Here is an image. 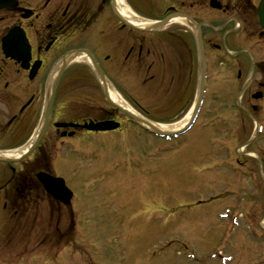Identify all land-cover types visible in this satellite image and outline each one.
Instances as JSON below:
<instances>
[{"label": "flooded vegetation", "instance_id": "flooded-vegetation-1", "mask_svg": "<svg viewBox=\"0 0 264 264\" xmlns=\"http://www.w3.org/2000/svg\"><path fill=\"white\" fill-rule=\"evenodd\" d=\"M259 3L17 0L14 12H0L1 218L7 215L17 221L25 214L40 213V202L49 211L64 210L70 216L88 178L79 165L96 161L103 150L98 133L86 130L88 123L117 121L121 135H130L128 128H122V119L130 120L108 104L87 56L79 62L71 59L75 51L91 57L110 92L133 108L142 98L155 102L154 114L167 118L185 117L198 101L201 55L206 77L200 113L206 108V115L226 119L219 112L232 104L237 113L246 114L248 107L251 114H258L264 109ZM168 17L179 20L156 31H141L132 23ZM13 29L24 39L15 40L12 57H5L2 41ZM215 67H223V75L213 80L209 72ZM233 69L235 74L227 77ZM219 91L222 94L216 96ZM148 113L143 109L144 116ZM114 140L109 143L112 147L119 144ZM41 173L63 179L72 192L70 206L45 192L38 178ZM91 178L96 185L102 180Z\"/></svg>", "mask_w": 264, "mask_h": 264}, {"label": "rangeland", "instance_id": "rangeland-1", "mask_svg": "<svg viewBox=\"0 0 264 264\" xmlns=\"http://www.w3.org/2000/svg\"><path fill=\"white\" fill-rule=\"evenodd\" d=\"M220 68L209 78L222 76ZM234 74L230 70L227 77ZM147 102L142 98L134 110L172 126L168 131L183 127L190 114L158 117L156 103ZM221 110L226 119L206 115L205 108L192 132L173 139L164 152L157 151L164 147L161 140L139 135L124 118L122 128L135 134L98 133L107 150L102 146L96 161L79 165L88 173L85 199L72 204L70 216L49 211L42 202L43 211L18 222L0 216V264H264L262 233H250L249 227L264 221V184L259 177L249 180L250 173L264 177V136L255 134L264 109L254 115L248 107L246 114L237 113L232 104ZM113 138L129 148L147 142L140 150L147 164L140 155L133 158L136 151H119L126 146L112 149ZM130 159L137 160L131 167ZM94 176L102 179L96 189L89 184Z\"/></svg>", "mask_w": 264, "mask_h": 264}, {"label": "water", "instance_id": "water-1", "mask_svg": "<svg viewBox=\"0 0 264 264\" xmlns=\"http://www.w3.org/2000/svg\"><path fill=\"white\" fill-rule=\"evenodd\" d=\"M12 2V0H7V2ZM5 7H8L6 6V4L4 3L3 0H0V8H5ZM258 14H259V19L262 23V26L264 27V0H262L261 4H260V7L258 9ZM164 23V22H162ZM162 24H157L155 27H151V29H148V30H152L154 28H157V27H160ZM94 70L95 72L97 73L98 77L100 78V80L103 81V76L101 74V72L98 70V68H95L94 67ZM124 112V111H123ZM124 114H126L132 121H134L135 123L141 125L142 127L144 128H147V129H150L151 131H153V133H155L156 135L158 136H163V132H161L160 130H158L157 128H155L154 126H152L149 122L137 117V116H134L133 114L129 113V112H124ZM118 127L117 124H114V123H100V124H96L94 126H89L87 129L89 131H96V132H105V131H111V130H114ZM183 133L182 131L176 133V134H181ZM39 180L41 181V183L44 185L45 189L51 194H54L56 195L55 191H59L58 194L59 195H56L57 197H59L58 199H61L64 203L67 202V199L68 197L67 196H64L65 194V189L64 187L62 186L61 182H58L57 180H54L52 178H48V177H38ZM64 189V190H63ZM62 190L64 193H62ZM63 197V198H62Z\"/></svg>", "mask_w": 264, "mask_h": 264}, {"label": "bare ground", "instance_id": "bare-ground-1", "mask_svg": "<svg viewBox=\"0 0 264 264\" xmlns=\"http://www.w3.org/2000/svg\"><path fill=\"white\" fill-rule=\"evenodd\" d=\"M134 23H136L135 21H133ZM153 23H144V22H141V23H138V24H136L137 26H140V27H145V26H150V25H152ZM81 59V57L80 58H77L76 60H80ZM110 99H111V101L114 103V104H116L117 106H119V107H123V108H125L126 110H128V108L126 107V105H125V101L124 100H121L120 98H119V96L117 95V94H115V93H110ZM188 119H186L185 121H184V124H182V125H185V123H186V121H187ZM175 126V128L176 129H174V131L175 130H177V129H179L180 127H181V125L179 124V125H174ZM154 127H157V128H159L160 130H162V131H164V132H167L168 131V128H170V127H172V126H166V125H155L154 124Z\"/></svg>", "mask_w": 264, "mask_h": 264}]
</instances>
